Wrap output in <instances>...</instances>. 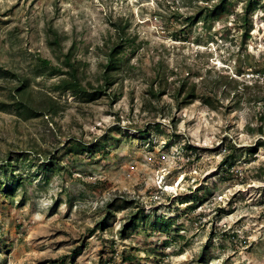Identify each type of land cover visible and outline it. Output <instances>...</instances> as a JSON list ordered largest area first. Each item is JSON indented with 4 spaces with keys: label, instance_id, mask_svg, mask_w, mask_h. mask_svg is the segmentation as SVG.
Segmentation results:
<instances>
[{
    "label": "rangeland",
    "instance_id": "obj_1",
    "mask_svg": "<svg viewBox=\"0 0 264 264\" xmlns=\"http://www.w3.org/2000/svg\"><path fill=\"white\" fill-rule=\"evenodd\" d=\"M256 1L0 0V264H264Z\"/></svg>",
    "mask_w": 264,
    "mask_h": 264
},
{
    "label": "trees",
    "instance_id": "obj_2",
    "mask_svg": "<svg viewBox=\"0 0 264 264\" xmlns=\"http://www.w3.org/2000/svg\"><path fill=\"white\" fill-rule=\"evenodd\" d=\"M231 0H216V2L212 6H206L208 8V12L205 16V18H210L214 16H218L220 14V11L225 9ZM257 1L256 0H247L246 6H245V15L253 10L256 6ZM247 17L245 16V20ZM116 26L118 27L119 32H122L125 29V25L117 23ZM122 44L121 42L114 44L110 51L108 52V61L106 64V69L104 71V78L106 80L107 85H111L113 83L112 74L110 73L111 70L117 69L119 66L120 60L122 59V56H120V53L122 51ZM41 63L45 66L51 69V73H66L67 76H62V78L59 80V82L56 84L58 88L62 89H71L72 91L76 93H80L85 97L87 100L95 99L99 97L100 94L105 93L103 89H95V90H89L87 89L79 80V77L77 76L76 67L69 59V56L66 57V61L69 66H71V70H62L59 66H56L51 63V60L48 58H40ZM181 86L178 89L179 93L185 92L187 96L194 97L196 95L195 93V84L188 88V90L185 89V82H181ZM263 88L259 87V91H261ZM19 107L21 110H23L26 115L28 116H35L38 115V110L34 107V105L30 104L29 102L19 101ZM43 113V112H42ZM264 119V117H262ZM84 149L89 148V146H83ZM229 154L225 156L224 161L229 160ZM139 215H134L135 217H138Z\"/></svg>",
    "mask_w": 264,
    "mask_h": 264
}]
</instances>
